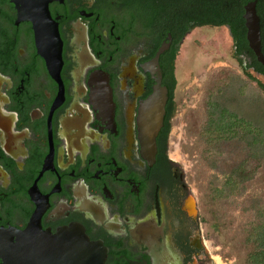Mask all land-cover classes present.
<instances>
[{
	"label": "flooded vegetation",
	"instance_id": "1",
	"mask_svg": "<svg viewBox=\"0 0 264 264\" xmlns=\"http://www.w3.org/2000/svg\"><path fill=\"white\" fill-rule=\"evenodd\" d=\"M198 17V0H0V264H216L170 157L200 31L227 29L235 55Z\"/></svg>",
	"mask_w": 264,
	"mask_h": 264
},
{
	"label": "rangeland",
	"instance_id": "2",
	"mask_svg": "<svg viewBox=\"0 0 264 264\" xmlns=\"http://www.w3.org/2000/svg\"><path fill=\"white\" fill-rule=\"evenodd\" d=\"M199 40L198 65L180 69L189 87L185 96L187 103L173 130L170 157L180 167L202 223V240L217 259L216 264H249L247 256L252 246L246 243V232L257 220L256 210L264 208V160L239 195L212 202L208 196L210 182L215 177L225 179L248 154L244 144L229 142L222 144L219 152L211 157L201 135L207 121L210 91L232 75L247 78L235 58L227 29L201 30ZM252 87L257 91V82L252 81ZM255 165L252 161L251 166Z\"/></svg>",
	"mask_w": 264,
	"mask_h": 264
},
{
	"label": "trees",
	"instance_id": "3",
	"mask_svg": "<svg viewBox=\"0 0 264 264\" xmlns=\"http://www.w3.org/2000/svg\"><path fill=\"white\" fill-rule=\"evenodd\" d=\"M251 1L258 2L264 54V0H198L200 25L230 28L235 56L247 78L232 75L211 90L207 97V121L201 133L206 152L212 157L222 144L239 142L244 144L248 154L225 179L215 177L210 182L208 196L212 202L239 195L264 160V65L249 47L243 19L244 7ZM252 81L257 82V91L252 87ZM252 161L256 162L254 167ZM256 216L257 220L246 232V243L252 246L247 262L264 264V208L257 209Z\"/></svg>",
	"mask_w": 264,
	"mask_h": 264
},
{
	"label": "water",
	"instance_id": "4",
	"mask_svg": "<svg viewBox=\"0 0 264 264\" xmlns=\"http://www.w3.org/2000/svg\"><path fill=\"white\" fill-rule=\"evenodd\" d=\"M257 1H251L245 5L244 20L247 28V41L250 49L254 52L257 60L264 65V54L262 51V36H261V22L257 12ZM165 90L157 88L155 91V98L159 101L165 95ZM164 105L161 109H156V112L145 116L143 126V137L145 147L151 152H156V138L163 122ZM157 110L160 115L158 116ZM156 117H159L157 120ZM153 119V120H152ZM156 121V122H155ZM32 229V228H31Z\"/></svg>",
	"mask_w": 264,
	"mask_h": 264
}]
</instances>
